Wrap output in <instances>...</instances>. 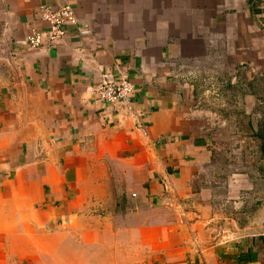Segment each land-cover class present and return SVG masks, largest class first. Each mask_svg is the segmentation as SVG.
<instances>
[{
	"label": "crops",
	"instance_id": "1",
	"mask_svg": "<svg viewBox=\"0 0 264 264\" xmlns=\"http://www.w3.org/2000/svg\"><path fill=\"white\" fill-rule=\"evenodd\" d=\"M63 2L0 0V264H264L261 185L197 182L213 143L176 74L262 59L264 0H70L79 24L31 47ZM122 75L132 103L98 101Z\"/></svg>",
	"mask_w": 264,
	"mask_h": 264
},
{
	"label": "rangeland",
	"instance_id": "2",
	"mask_svg": "<svg viewBox=\"0 0 264 264\" xmlns=\"http://www.w3.org/2000/svg\"><path fill=\"white\" fill-rule=\"evenodd\" d=\"M262 55L260 60L256 58L255 62L252 59L245 63L224 62L220 60L221 54L213 55L210 61H187L176 72L179 78L183 76L186 88L195 87L192 102L188 103L190 113L192 119L199 122L200 134L213 143L211 167H201L204 171L201 169L197 182L222 187L230 177L249 175L261 186L246 192L248 207L256 205L260 196L264 198L260 138L264 135V49ZM233 205L231 210L226 206L220 210L228 216H240L243 205ZM231 219L226 224L233 232V225L239 226V223Z\"/></svg>",
	"mask_w": 264,
	"mask_h": 264
},
{
	"label": "built area",
	"instance_id": "3",
	"mask_svg": "<svg viewBox=\"0 0 264 264\" xmlns=\"http://www.w3.org/2000/svg\"><path fill=\"white\" fill-rule=\"evenodd\" d=\"M70 0H64L59 6L45 5L42 7V18L48 22L49 29L46 31H35L28 37L31 47H39L46 43L55 44L62 40L67 34V26L79 24ZM91 29L83 27L81 35H88ZM98 101L109 104H131L134 98L135 89L126 75L111 82H101L92 89ZM136 127L147 133L144 123L138 119Z\"/></svg>",
	"mask_w": 264,
	"mask_h": 264
},
{
	"label": "trees",
	"instance_id": "4",
	"mask_svg": "<svg viewBox=\"0 0 264 264\" xmlns=\"http://www.w3.org/2000/svg\"><path fill=\"white\" fill-rule=\"evenodd\" d=\"M262 129H264V126L262 127ZM260 138H262L261 140H262V150H263V159H264V135H260Z\"/></svg>",
	"mask_w": 264,
	"mask_h": 264
}]
</instances>
